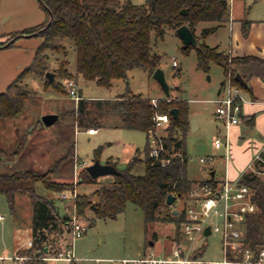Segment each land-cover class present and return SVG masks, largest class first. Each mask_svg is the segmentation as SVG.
I'll use <instances>...</instances> for the list:
<instances>
[{
  "label": "trees",
  "instance_id": "1",
  "mask_svg": "<svg viewBox=\"0 0 264 264\" xmlns=\"http://www.w3.org/2000/svg\"><path fill=\"white\" fill-rule=\"evenodd\" d=\"M40 3L48 12L46 20L12 31L5 40L0 41V47H12L24 35L43 38L32 62L18 74L6 90L0 92L2 122L23 112L27 99L34 92L25 82L27 75L33 73L47 77L48 50L65 49L63 41L66 38L75 42L78 73L104 87H110L115 79L126 78L128 72L135 67H141L153 75L161 61V55L155 52L152 46L153 32L163 38L168 27L177 30L184 24L196 34L199 23L215 22L214 25L204 28L200 35L202 41L196 34L199 39L196 46H185L196 47L198 67L205 71L209 72L211 62H217L224 68L226 77L231 74L234 84L244 87L236 79L234 65L257 59L252 55L233 56L206 42V38L230 18L229 0H146L142 4L132 0H40ZM250 25L251 20H244V35H248ZM66 63V60L62 61L58 73L65 78H72L73 73L68 70ZM225 81L226 78L222 85ZM46 84H54V80L47 77ZM56 85L62 89L61 84ZM93 100L100 105L102 116H108L110 121L103 122L101 117L88 116L86 107ZM174 107L178 108V116L172 112ZM190 108L187 99L168 95L154 102L152 97L135 94L130 90L114 98L81 97L77 110L80 129H99L107 125L139 129L147 133L148 140L143 159L139 157L130 160L125 168L120 169V174H113L111 180L103 182L93 192L78 194L76 202L79 216L84 215L87 208H91L99 217H116L126 210L128 202L131 201L144 210L146 231L154 222L167 221L175 226L173 236L178 233L185 218L184 207L179 213H174V209L178 208V198L187 196L197 182L213 186L220 182L215 176L204 180L188 177L186 136L191 130ZM164 113L169 114L170 122L165 127L167 134L162 135L166 146V153L163 155L170 160L162 165L150 155V144L152 135L159 134L160 128L154 116ZM75 134L74 129L66 131V136L72 141L69 150L60 160L66 161L75 155ZM18 143L20 144V141ZM6 152L0 139V162L5 161V157L20 155L18 150L13 152V155H7ZM24 154L26 152L20 156L21 160L25 157ZM141 160L144 161L145 170L143 173H137L135 168ZM107 162L117 166L116 160L109 159ZM53 172L51 169L42 173L32 166L11 172L0 171V192L5 194L12 209H15L17 195H28L34 208L33 244L18 250V259L28 256L21 264H54L43 259V256L51 253L53 249V244L50 245L48 241L49 232L62 227L69 230L66 224L69 215L65 212L62 214L49 195L38 192L39 183L54 192L73 189L67 182L52 181ZM85 180L96 181L97 178L92 177L86 168L81 176V181ZM241 182L248 183L253 188L252 200L258 206L255 212L247 215L244 222L246 242L258 248L264 244V181L257 173L251 171L242 175ZM169 194L176 195L172 204L167 202ZM157 234H152L153 241L158 239Z\"/></svg>",
  "mask_w": 264,
  "mask_h": 264
},
{
  "label": "rangeland",
  "instance_id": "2",
  "mask_svg": "<svg viewBox=\"0 0 264 264\" xmlns=\"http://www.w3.org/2000/svg\"><path fill=\"white\" fill-rule=\"evenodd\" d=\"M132 1L138 4L146 2V0ZM43 9L45 15L42 22L48 17V12L44 7ZM214 23L213 21L199 23L197 35L200 37L204 28ZM219 34L223 35L222 39H226L227 35L222 27L220 33L206 38V42L214 45L221 38ZM24 38L20 37L19 40ZM31 39H39V43L43 40L41 36L31 37ZM199 39L202 41L201 37ZM63 43L65 49L48 50V72L54 74L52 79L54 84L47 85V77L33 73L27 75L25 82L34 92L27 99L20 115L7 118L3 124L0 123V139L7 155H13V152L19 151L20 155L12 156L15 158L13 159L14 170L32 166L39 172L47 173L53 169L52 181L67 182L73 186L72 190L76 189L78 194H89L103 182L111 180L114 175L109 173L101 175L96 181H81L82 171L86 169V166L97 159L102 163L113 159L117 161V167L123 169L130 160L145 157L144 148L148 135L143 130L108 125L99 128L95 133H90L88 129H80L77 112L80 99L77 100L69 93L66 82L69 79H75L78 83V93L80 96L83 94L85 98H114L127 90L154 97L153 99L156 100L168 95L161 83L141 67L130 70L126 78L115 79L110 87L100 86L96 81L86 79L78 73L75 42L66 38ZM152 46L154 51L161 55L159 67L165 73L170 86V95L189 100L191 114L200 120V127L191 129L186 136L188 177L203 179L210 176L214 169L217 170L218 177L224 170L229 176L231 163L233 164L237 159L240 160L241 157L245 159L246 156L232 148L230 133L228 134L229 148H218L214 143L219 133L223 135L228 133V129L215 117L214 112L217 107L214 99L219 96V88L225 78L223 67L213 61L209 72L199 68L196 47L185 48L184 40L173 28L168 27L163 38L153 32ZM63 60L67 61L66 67L73 73L72 78L59 75L58 67ZM174 60L178 62L177 66ZM56 84H61L62 89ZM6 89H0V92ZM226 93L227 90L224 91V94ZM86 110L90 117L98 116L103 122L110 121L108 116H102L101 107L95 100L87 104ZM46 113H58L60 119L46 126L43 122V116ZM166 126H160L158 129L160 135L167 134ZM218 128H222V131ZM71 129L76 132L75 155L69 160L62 161L60 159L69 150L72 141L66 136V131ZM24 152H26L25 157L21 160L20 156ZM210 155L214 156L212 160L201 161V157ZM144 170V161L141 160L135 171L143 173ZM38 192L49 195L57 204L59 211L64 214L66 203L62 200L61 194L62 192L69 194L70 190L54 192L39 183ZM187 196L178 198L176 206L179 209L192 201L190 194ZM33 216L34 208L28 195H17L15 209H12L5 194L0 192V264H21L22 260L28 258L26 255L18 259L17 255L19 249L28 248V242L33 235ZM79 217L89 227L83 236L75 240V259L50 260L54 264H123L122 259L141 257L146 248L147 250L155 249L158 252L164 251L175 232L174 224L167 221L154 222L146 231L144 210L131 201L128 202L126 210L116 217H99L91 208H87L85 214ZM154 232L158 233V239L154 241V244H148L150 240H154L152 235ZM69 239L66 227L51 230L48 241L50 245L53 244V249L50 254L53 255ZM203 257L209 259L222 257L220 236L217 233L208 237Z\"/></svg>",
  "mask_w": 264,
  "mask_h": 264
},
{
  "label": "built area",
  "instance_id": "3",
  "mask_svg": "<svg viewBox=\"0 0 264 264\" xmlns=\"http://www.w3.org/2000/svg\"><path fill=\"white\" fill-rule=\"evenodd\" d=\"M177 66L178 62L174 60ZM77 82L69 79L66 82L69 93L79 100ZM226 94L218 97L215 117L223 122L228 129L225 135L218 134L214 143L218 148H229L228 134L230 127L241 121L243 96L240 89L233 82L231 74L226 77L223 85ZM156 102V99H153ZM154 120L158 126L168 125L170 116L167 113L157 114ZM90 133H95L98 128L91 127ZM150 155L158 159L162 165L169 162L170 158L163 155L166 146L162 135L151 137ZM213 155L201 157L202 162L210 161ZM85 166V164H84ZM78 167V165H76ZM87 167V166H86ZM253 171L264 181V143L255 152L254 159L248 165L244 173ZM243 173V174H244ZM242 174V175H243ZM240 175L236 179L226 177L216 186L209 183L197 182L190 191V199L184 205L185 218L182 220L181 229L171 237L168 247L158 252L155 249L146 250L141 257L124 258L123 264H264V244L258 248L252 247L246 242L244 222L249 213L258 209L252 200L253 188L245 182H241ZM76 189L62 192V200L66 203L65 213L69 215L67 221L69 241L58 248L52 255L43 256L45 260L75 259V240L85 234L89 225L83 222L78 214ZM211 231L206 233L207 227ZM214 233L220 236L222 257L220 259L205 258L204 253L208 244V237ZM33 244L31 239L28 247ZM20 258V257H19Z\"/></svg>",
  "mask_w": 264,
  "mask_h": 264
},
{
  "label": "crops",
  "instance_id": "4",
  "mask_svg": "<svg viewBox=\"0 0 264 264\" xmlns=\"http://www.w3.org/2000/svg\"><path fill=\"white\" fill-rule=\"evenodd\" d=\"M229 2L230 18L208 36L220 33L223 27L227 37L222 39L223 35L219 34L221 38L211 46H218L220 50L233 56L252 55L257 59L234 65L236 74L240 72L247 85L240 87L235 84L243 96L241 121L232 125L229 133L233 142L232 148L246 157L235 160L233 164L236 167L231 163L229 176L224 170L218 177L217 170L214 169V176L220 181L226 177L236 179L242 175L254 159L255 152L261 149L264 143V0H229ZM44 15L40 0H0V41L5 40L12 31L41 23ZM246 19L251 20L248 35H244L243 32V22ZM23 37H25L24 40L18 39L12 47H0V89L7 88L32 62L36 49L42 43V41L39 43V39L30 40L31 37H36L33 35ZM222 82L218 97L224 94ZM81 96L85 97L83 94ZM191 117L194 115L191 114ZM0 123L3 124V122ZM199 127L200 120L197 118L194 129ZM218 129L222 131V128ZM13 159L15 158L8 156L5 161L0 162V171H14ZM212 171L210 176L203 179L196 178V180L208 179L212 176Z\"/></svg>",
  "mask_w": 264,
  "mask_h": 264
},
{
  "label": "water",
  "instance_id": "5",
  "mask_svg": "<svg viewBox=\"0 0 264 264\" xmlns=\"http://www.w3.org/2000/svg\"><path fill=\"white\" fill-rule=\"evenodd\" d=\"M177 33L182 37V39L184 40L185 46L188 45H197L199 42L198 37L196 36L195 32L187 25L184 24L180 27L177 28ZM47 77L52 80L54 77V74H52L51 72H47ZM153 76L161 83L163 89L165 90L167 95H170V86L167 82L165 73L163 71L162 68L158 67ZM236 79L242 83L243 85H247L246 81L244 80V78L242 77V75L240 74V72H238L236 74ZM172 112L175 116H178V108L174 107L172 109ZM60 118V115L58 113H46L43 116V122L46 126H50L53 123H55L58 119ZM190 122H191V129L194 130L195 126H196V118L195 117H191L190 118ZM87 171L90 173V175L94 178H98L101 175H105V174H120L121 170L113 163L110 162H106V163H102L99 159L95 160L92 164L88 165L87 167ZM215 175V170L212 171V176ZM176 199V195L174 194H169L168 198H167V202L169 204L174 203ZM180 209L176 208L174 209V213H179ZM211 231V227L208 226L206 229V233H209ZM150 244H154V241L151 240Z\"/></svg>",
  "mask_w": 264,
  "mask_h": 264
}]
</instances>
